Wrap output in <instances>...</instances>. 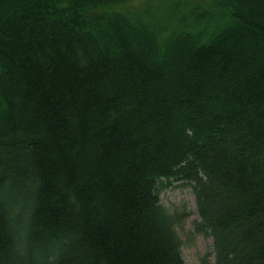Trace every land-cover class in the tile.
Instances as JSON below:
<instances>
[{
    "label": "trees",
    "instance_id": "1",
    "mask_svg": "<svg viewBox=\"0 0 264 264\" xmlns=\"http://www.w3.org/2000/svg\"><path fill=\"white\" fill-rule=\"evenodd\" d=\"M132 1L0 0V264H264V0Z\"/></svg>",
    "mask_w": 264,
    "mask_h": 264
},
{
    "label": "rangeland",
    "instance_id": "2",
    "mask_svg": "<svg viewBox=\"0 0 264 264\" xmlns=\"http://www.w3.org/2000/svg\"><path fill=\"white\" fill-rule=\"evenodd\" d=\"M173 0H134L130 3L116 6L115 12L123 13L126 11L141 10L148 6L161 8L163 4H169ZM181 4L200 2L205 4V7L212 5L211 0H176ZM186 9H181L179 15L184 16ZM162 204L171 210L172 213H182L186 211L190 216L186 220L185 228L180 231L184 241L183 257L187 264H199L200 258L207 253L212 252L213 241L210 237L199 234L194 231L193 221L199 220L196 208V200L192 188L184 186L182 182L175 181L173 184L162 191L160 195ZM213 261V257H211Z\"/></svg>",
    "mask_w": 264,
    "mask_h": 264
}]
</instances>
